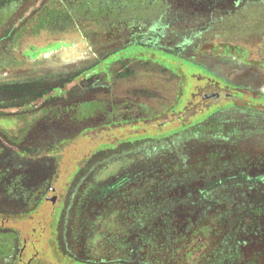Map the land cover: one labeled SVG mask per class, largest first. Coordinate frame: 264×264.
<instances>
[{"label": "rangeland", "instance_id": "obj_1", "mask_svg": "<svg viewBox=\"0 0 264 264\" xmlns=\"http://www.w3.org/2000/svg\"><path fill=\"white\" fill-rule=\"evenodd\" d=\"M34 1L0 0V34L8 26L11 12L19 13ZM175 1L162 7L154 4L112 14L106 6L91 8L93 0H40L38 11L18 27L9 43L0 45V83L40 78L58 84L66 75L79 72L77 81L81 87H102L76 100L73 111L71 103L58 102L57 106L38 112L0 118V264H11L13 229L34 243V248L29 246V255L36 251L39 262L66 264L55 251L57 222L55 206L46 192L48 181L55 179L58 190L63 189L78 164L87 161L93 165L108 164L133 153L140 158L150 155L141 160H155L154 150L167 146L185 147L184 157L191 156L187 149L200 150L196 148L202 145V135H195L194 129L201 127V122L185 121L174 128L182 122L169 121L162 126V120H136L137 109L122 110L128 102L135 104L138 98L147 99L154 93L158 99L164 98L165 87H170L164 83L175 81L163 77L164 82L159 83L158 77L150 76L133 79L134 67L159 66L164 76L168 73L165 66L177 69L183 65L181 71H195V67L187 66L193 64L189 59L213 66L234 84L252 86L250 82L254 81L259 89H264V0H223L217 6L211 0ZM158 31L162 34L158 41L162 48L178 49L184 61L165 53L154 61L148 49L126 42L135 35L149 39ZM117 37L121 42L109 46ZM124 38L127 44H123ZM106 56V65L97 66ZM104 67L110 70L109 78L100 74L89 77L92 70ZM191 80L198 86L204 81L188 77L189 83ZM185 81L184 77V86ZM132 90L145 91L146 95L133 96ZM44 105L42 98L39 107ZM143 126L152 136L147 135L135 146L124 147L130 135ZM171 128L175 130L163 132ZM111 140L117 147L113 151L106 144ZM22 149L27 155L21 160L14 158V152ZM165 156L170 159L169 154ZM7 159H12V164H3ZM189 173L194 172L188 170L183 176L193 178L199 189L191 191L186 199L166 205L162 202L161 206L177 211V221H171L170 216H150L148 219L155 221L146 230L148 234L137 238L136 247H127L120 237L111 257L102 258L96 252L94 257L140 264H264V168L256 174H246L231 166L230 171L219 172L209 180L198 177L199 170L194 175ZM90 174L82 185L88 181L92 188L83 203V210L88 213L82 223L84 228L92 225L90 214L106 210L113 195L112 183L97 179L103 174ZM196 191L198 194L193 195ZM75 203L70 208L74 213ZM70 214L68 239L72 230ZM116 221L119 226L123 218L117 217ZM171 236L177 239L171 240ZM84 256L78 257L89 259Z\"/></svg>", "mask_w": 264, "mask_h": 264}, {"label": "flooded vegetation", "instance_id": "obj_2", "mask_svg": "<svg viewBox=\"0 0 264 264\" xmlns=\"http://www.w3.org/2000/svg\"><path fill=\"white\" fill-rule=\"evenodd\" d=\"M5 8L2 14L4 16L7 13ZM17 12L10 13L8 19L10 22L0 34V45L9 43L18 27L34 14V2L19 13ZM161 36V32L158 31L149 39H143L142 35H135L132 38L129 37L131 40L126 42L132 47L148 49L154 61H158L157 56L162 53L184 61L178 49L168 51L162 48L158 43ZM124 40L125 38L123 44L126 43ZM120 42L121 38L117 37L108 45L115 47ZM108 57L106 56L100 62ZM188 61L193 64H187V66L195 67L198 72L196 70L185 72L183 69L181 71V67H185L183 65L177 69L165 66L168 67V73L164 76L163 68L159 66L134 67L136 74L133 79H146L150 76L158 77L157 82L159 83L160 80L161 83L164 82L163 77L175 78V81L164 83L165 85L170 84L169 88L165 87L166 96L164 98L160 96L158 99L155 93V96L148 94L147 99L146 97L138 98L135 104L130 101L122 110L137 109L139 113L134 114L136 120H162L164 121L161 123L162 126L169 121L182 122L174 128L184 124L185 121L201 122V127L194 129L196 132L194 134L200 133L203 139L201 147L196 148L200 149L198 152L187 149L188 153L191 152V156L187 154L184 157L185 147L181 149L167 146L158 148L160 151L154 150V152L157 151L155 160H141L150 155L145 154L140 158L138 154L133 153L119 157L118 160L110 161L108 164L93 165L90 164L91 161H87L86 164H78L73 177L63 189L58 190L55 179L47 182L46 192L48 191V198L52 200L55 206L54 213L56 212L55 251L59 257L66 260V264H140L131 260L101 259L94 256L97 254L102 258L111 257L114 244L116 245L120 237L125 239L127 247H136L137 238L144 237V233L148 234L146 230L151 226V221H155L148 219L150 216L159 218L170 216L171 221H177V211L164 210L161 206H163L162 202L166 205L178 199H186L191 195V191L199 189L193 178L183 176L188 170L194 172L188 175H194L199 170L197 176L209 180L219 172L230 171L231 166L237 172L246 174H256L260 168H264V92H262L264 89H259L260 86L254 81L250 82L252 86L234 84L213 66L202 65L189 59ZM110 75L109 72L108 78ZM184 77L186 86L183 84ZM188 77L204 79L203 84L198 86L192 80L189 83ZM111 86H113L112 82L108 83V87L111 88ZM131 92L135 93L134 95L132 93L133 96L146 95L145 91L144 93L135 90ZM136 104H142L143 107L139 105L136 107ZM174 128L163 132H169ZM149 133L144 126L139 128L130 135L138 137V139L131 140H136V142L129 141L130 143L125 144L124 147L139 144L147 138V135L152 136ZM109 150L113 151L115 147ZM154 152L151 151L150 154L153 155ZM165 154H169L170 159ZM198 156L203 158L200 159ZM99 167L101 170L96 171ZM92 171L96 172L97 176L104 175L97 177L98 181L109 180L112 183L113 195L107 209L95 210L90 214L92 225L84 228L82 223L84 218L88 217V213L83 210V203L91 194L92 188L88 181L84 186L82 185L84 180L90 178ZM192 194L196 195L198 191ZM73 201L76 202L75 213L74 210L70 211ZM70 213L73 214L70 219L72 230L70 229L68 239L66 227ZM186 214L191 215L187 210ZM196 215L202 214L197 213ZM117 217L123 218L119 226H116ZM118 230H121L124 235L122 236ZM11 233L14 240L11 264H49V262H39L36 251H32L29 255V246L33 248L35 246L32 241L20 235V232L15 229ZM176 239L177 236H171V240ZM157 242L159 243L158 240ZM172 244H175L174 241ZM75 248L80 252L76 253ZM99 250H101L100 254L97 253ZM77 255L80 257L85 255L84 257H89V259H83Z\"/></svg>", "mask_w": 264, "mask_h": 264}, {"label": "trees", "instance_id": "obj_3", "mask_svg": "<svg viewBox=\"0 0 264 264\" xmlns=\"http://www.w3.org/2000/svg\"><path fill=\"white\" fill-rule=\"evenodd\" d=\"M40 0L34 1V13L38 11ZM205 2L206 0H196ZM208 1V0H207ZM223 0H211V3L215 6L220 4ZM225 1V0H224ZM175 4V0H93V3L90 5L93 8L95 5L100 8L108 7L112 14L115 11H119L121 9L126 10V12H132L133 9H143L149 7L150 5L157 4L158 6L162 7L165 5ZM107 58L100 62L99 65H106ZM93 69V68H92ZM110 70L108 67H104L103 70H92V74L89 77L101 75L103 77L108 78ZM81 73L76 74H69L65 77L59 79L61 82L56 84V81L50 79L49 81H43L40 78L19 82V81H12L8 83H3L0 85V118L7 115H22L28 114L33 112H38L42 108L45 107H53L57 106L58 102H67L71 103L72 110L77 107L75 105L76 100L83 99L82 97L85 96L86 93L90 95L93 94V91H96V88H102L100 85H93V86H85L81 87L78 83L77 79ZM58 81V80H57ZM104 89V87H103ZM43 98L45 99V105L43 107H39V101ZM57 103V104H54ZM55 123H60L56 121ZM94 129V128H93ZM97 130V129H96ZM130 142L134 139H138L134 136H130ZM129 142V143H130ZM109 148L114 149L116 147L115 141H109L106 143ZM108 148V149H109ZM27 155L26 150L22 149V152L15 151L14 158L18 160L23 159V156ZM12 159H7L3 164H12Z\"/></svg>", "mask_w": 264, "mask_h": 264}, {"label": "water", "instance_id": "obj_4", "mask_svg": "<svg viewBox=\"0 0 264 264\" xmlns=\"http://www.w3.org/2000/svg\"><path fill=\"white\" fill-rule=\"evenodd\" d=\"M50 194H51V192H50Z\"/></svg>", "mask_w": 264, "mask_h": 264}]
</instances>
